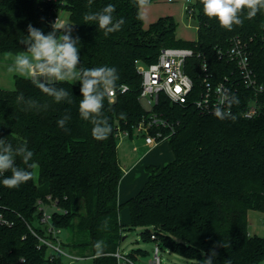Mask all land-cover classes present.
<instances>
[{"label": "trees", "instance_id": "obj_1", "mask_svg": "<svg viewBox=\"0 0 264 264\" xmlns=\"http://www.w3.org/2000/svg\"><path fill=\"white\" fill-rule=\"evenodd\" d=\"M110 4L115 11L109 27L120 20L123 24L105 36L98 20L86 21L84 16L102 14ZM193 6L197 40L186 42L175 38L171 17L144 28L138 19L142 7L138 0H0V53H28L35 43L28 32L31 25L45 37L78 39L75 67L81 77L85 70L100 66L114 67L119 75L113 100L106 94L99 114H90L87 120L79 112L80 79L72 84L37 71L30 78L15 77L14 90L0 89V154L10 148L14 166L33 172L32 179L18 188L0 183V211L6 209L14 221L12 227L0 228V264L60 262V256L50 262L52 256L46 255L45 247L37 249L38 241L27 229L37 217V201L49 205L48 196L54 208L52 226L70 230L74 246L91 250L93 264H117L111 254L118 249L123 231L134 228L143 229L144 241L154 234L162 248L196 264L264 262V237L250 235L247 222L248 211L264 214V91L256 96L259 115L242 117L254 92L242 85L239 73L230 70L234 64L219 54L233 39H241L257 82L264 87V8L252 19H248L250 9H242L237 15L243 24L229 31L204 14L200 0H194ZM62 13L64 26L54 29L51 21ZM165 48L193 50L188 62L196 89L203 62L216 80L226 76L236 82L232 113L221 119L201 113L190 103L171 104L161 96L156 112L173 126L168 139L172 160L161 167L147 166L148 177L139 192L119 203L123 172L117 135L131 133L146 115L138 100L141 79L135 61L153 63ZM40 85L67 95L57 101ZM121 86L126 88L124 93ZM97 91L106 90L101 84ZM61 119L63 128L57 123ZM97 126L110 129L106 140L93 138ZM22 149L33 153L28 164ZM34 161L37 178L36 168L28 167ZM11 175V170L0 173V181ZM121 208L128 210V226L119 221ZM35 230L43 236L41 227ZM145 255L137 249L126 256L136 262Z\"/></svg>", "mask_w": 264, "mask_h": 264}, {"label": "built area", "instance_id": "obj_2", "mask_svg": "<svg viewBox=\"0 0 264 264\" xmlns=\"http://www.w3.org/2000/svg\"><path fill=\"white\" fill-rule=\"evenodd\" d=\"M50 2L51 0H43ZM171 2V0H168ZM194 0H184L183 10L189 18L194 17L195 8ZM60 20V16L52 19V25ZM62 23V22H61ZM220 57L234 64V68L230 70L240 74V80L245 88L254 92V97L248 102L242 112V117L251 119L260 113L259 101L256 96L264 91V87L258 84L255 74L249 61V53L246 44L239 38L231 41L230 47L226 50L219 51ZM195 55L192 49L187 48H165L162 49L157 60L148 65H140L137 61V72L141 79L138 93V100L146 103L148 108L145 109L146 115L137 123L131 133L120 131L117 135L118 140L121 138L140 137L143 144L148 150L162 144L168 143V139L173 132V126L161 114L156 112V106L163 96L171 104L186 105L192 104L198 111L204 114L215 115L219 111L221 116H227L232 113L231 101L232 93L235 91L236 82L225 76L223 80L215 79L211 70L208 69L204 62L199 66V72L202 71V77L199 80V88L194 87V80L189 74L192 65L189 59ZM199 56V55H198ZM219 57V58H220ZM125 87L120 88V92L124 93ZM109 101H112L115 94L107 93ZM143 106V105H142ZM167 131V133L164 132ZM49 205L43 201H37V209L35 212V220L27 224L28 232L33 235L37 241V249L46 248V255H50V262L56 256L64 255L62 243L59 239L60 230L51 224V213L48 207L53 206L49 196L46 198ZM0 211V228H10L14 221L6 215V209ZM41 227L44 231L43 236L38 235L36 228ZM150 242H154L152 251V259L148 264H161L160 252L161 245L157 237L150 235ZM117 260V264H137L132 262L118 249L111 254ZM52 259V260H51ZM1 261V256H0ZM261 264H264L262 262Z\"/></svg>", "mask_w": 264, "mask_h": 264}, {"label": "clouds", "instance_id": "obj_3", "mask_svg": "<svg viewBox=\"0 0 264 264\" xmlns=\"http://www.w3.org/2000/svg\"><path fill=\"white\" fill-rule=\"evenodd\" d=\"M203 5V12L209 18H216L220 26L229 31L232 30L233 25L240 26L243 21L238 17L237 13L244 8L250 9L248 12V19H252L256 16L257 11L260 8H264V0H200ZM138 3L143 6L148 3V0H138ZM115 11L113 5H108L103 9V13L99 15H85L84 19L86 21L98 20L100 29H104V35L107 36L109 33H115L120 30L123 20H120L117 24L112 25V13ZM138 19L140 17L138 16ZM64 25L58 19L54 24V29H59ZM29 36L35 43L29 49L28 53H24L17 57V63L20 65L21 69H28L33 75L38 71L40 74H47L55 76L61 81H75L80 79L82 81V87L80 92L83 99L79 102V112L83 119L87 120L90 114H99L102 107V101L104 100L106 94L110 91L111 94H115L118 87L117 81L119 80V75L116 73L114 67L100 66L84 71L83 77L74 71L76 64L79 61L78 48L76 41L69 39L68 35H63L59 40L50 34L45 37L40 31L32 28L31 25L28 26ZM31 55L33 57V63H30L27 56ZM66 70V71H65ZM103 85L105 88L104 93L97 91L98 86ZM122 87V86H121ZM43 92L49 95H55L57 101L61 100L67 95L66 92H54V90L49 89L43 85H40ZM238 103V101H237ZM216 116L221 118L219 111H216ZM120 118L124 119L123 113L120 114ZM58 125L63 128L65 120L61 119ZM110 129H102L100 127H93L92 136L98 141H103L107 139L106 132ZM2 143V141H0ZM11 149H7L5 154H0V173L11 170L12 175L0 181L5 187L12 189L18 188L20 185L28 182L33 177L32 171H25L21 168L15 167L13 163V157L10 154ZM21 153L23 155V161L28 164L31 160L33 153L22 149ZM30 169H35L38 167L37 163L34 161L32 164L28 165Z\"/></svg>", "mask_w": 264, "mask_h": 264}, {"label": "rangeland", "instance_id": "obj_4", "mask_svg": "<svg viewBox=\"0 0 264 264\" xmlns=\"http://www.w3.org/2000/svg\"><path fill=\"white\" fill-rule=\"evenodd\" d=\"M184 0H156L153 3L144 5L140 9V19L143 27L146 28L149 24L155 22L159 18L171 17L176 25L175 38L177 40L194 42L197 40V20L195 17L189 18L183 10ZM65 20V14L60 15ZM18 55L8 53H0V89L14 90L15 77H32V72L28 69H21L17 63ZM33 63V62H31ZM66 71V70H65ZM78 73L76 67L74 69ZM56 78V77H55ZM57 79V78H56ZM79 79L69 81L76 84ZM143 107L148 108L146 103H142ZM148 148L144 147L143 139L140 137L121 138L118 140L117 153L121 169L132 164L138 163ZM172 159V153L168 143L159 144L151 150L144 163H160ZM163 161V162H164ZM149 164V165H150ZM160 167V166H158ZM34 176L37 178V168L34 171ZM48 212L53 211V206H49ZM119 221L123 226L129 225V213L126 208H121L119 212ZM248 233L258 237H264V214L255 211L247 213ZM142 228H134L123 231L122 240L120 241L118 250L123 254H129L137 249L146 253L145 257H138L137 264H148L152 259V251L154 242H146L141 237ZM73 233L68 229H62L59 233V239L62 243L64 255L60 257L58 264H93L92 252L89 248L74 246L75 239ZM161 264H196L195 261L187 260L171 251L161 247L160 252Z\"/></svg>", "mask_w": 264, "mask_h": 264}, {"label": "crops", "instance_id": "obj_5", "mask_svg": "<svg viewBox=\"0 0 264 264\" xmlns=\"http://www.w3.org/2000/svg\"><path fill=\"white\" fill-rule=\"evenodd\" d=\"M154 148L148 150V152H145V154L141 158H139L138 163L132 164L130 167L126 168L125 171L122 170L123 176L118 186V202L119 203L125 202L127 199L135 196L139 192V190L145 184L147 177H148V174L145 171V168L147 166H160L161 167L169 163L172 160L171 159L169 161H164L166 159H163L164 162L161 161L160 163L158 162L155 164H150L148 162L144 163V159L147 157L149 152L153 150Z\"/></svg>", "mask_w": 264, "mask_h": 264}, {"label": "water", "instance_id": "obj_6", "mask_svg": "<svg viewBox=\"0 0 264 264\" xmlns=\"http://www.w3.org/2000/svg\"><path fill=\"white\" fill-rule=\"evenodd\" d=\"M27 59L29 60V62H33V57L32 56H27Z\"/></svg>", "mask_w": 264, "mask_h": 264}]
</instances>
